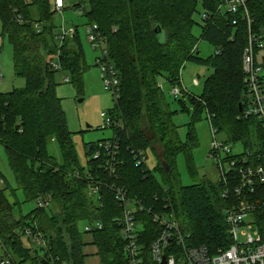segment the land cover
I'll return each instance as SVG.
<instances>
[{
	"label": "trees",
	"instance_id": "1",
	"mask_svg": "<svg viewBox=\"0 0 264 264\" xmlns=\"http://www.w3.org/2000/svg\"><path fill=\"white\" fill-rule=\"evenodd\" d=\"M81 5L85 9L81 16L99 26L119 79L118 97L106 112L113 135L85 146V167L76 158L55 94L56 72L71 73L80 83L86 70L77 33L56 45L50 0H0L2 33L13 47V71L25 79L22 88L0 91V144L25 200L50 196L48 206H36L26 216L16 217V188L5 182L0 186V261L8 256L11 264L27 260L42 264L38 259L43 257L51 264H85L88 257L97 255L99 264H129L120 225L114 221L122 210L110 190L112 184L124 187L129 196L140 199L152 211L173 212L192 231L195 245H205L211 251L226 247L220 184L203 179L182 185L176 157L182 155L193 172L194 123L203 113L217 133L241 147H249L254 133H260L256 121L239 117L238 109L244 91L246 20L242 14L226 12L225 7L219 9L223 0H78L73 9ZM246 5L252 17L251 32L264 43V0H246ZM196 11H201V21L195 19ZM195 25L199 26L198 35ZM199 40L213 44L214 52L200 56ZM256 59L264 66V47L257 49ZM51 60L57 61L60 69H54ZM187 61L212 71L200 94L189 96L193 112L182 141L173 122L176 109L171 108L160 84L178 85ZM174 98L181 110L189 113L183 96ZM106 140L118 145L115 175L104 170V154L92 157L97 143ZM50 142L58 143L61 160L49 154ZM146 147L154 151L167 187L144 162L136 163L138 153ZM89 176L100 182L99 200L88 194ZM141 217L145 224L140 233L148 244L159 228L148 214ZM81 222L91 226L101 222L102 227L86 231ZM27 228L43 235L46 246L38 247L42 256L40 249L32 251L23 245Z\"/></svg>",
	"mask_w": 264,
	"mask_h": 264
},
{
	"label": "built area",
	"instance_id": "2",
	"mask_svg": "<svg viewBox=\"0 0 264 264\" xmlns=\"http://www.w3.org/2000/svg\"><path fill=\"white\" fill-rule=\"evenodd\" d=\"M68 1L50 0V10L62 17ZM221 7H225L226 12L233 15L242 14L247 23V45L242 54L244 91L239 117L253 119L260 128V133H254L251 138L249 147H242L241 151H237L234 150V143L218 138L216 127L211 124L209 116L207 117L212 134L209 156L216 160V181L220 184V196L225 202L222 213L227 224L228 245L215 251L205 245H195L192 231L187 229L173 212L152 211V208L147 207L140 199L129 196L124 187L112 184L110 190L122 210L121 215L114 218V221L120 225L124 253L129 264H162L163 260L165 264H264V66L256 59V51L263 48L264 43L260 36L251 32L252 17L246 0H223V5L218 8ZM77 9H80V14L85 10L82 5ZM17 21L22 22L20 16ZM232 23L236 24L237 19L234 18ZM85 25L88 41L93 47H99L101 50L95 63L102 71L101 78L105 89L112 92L115 100L119 94V79L117 69L110 60L104 36L97 23L88 22ZM53 31L55 40L58 39L62 44L76 35L77 28L68 27L65 23L56 25ZM50 64L54 69H60L57 61L51 60ZM2 79L0 68V82ZM63 80L67 82L69 77L65 76ZM178 82L180 88L179 83L172 87L175 96L187 92L181 85L180 77ZM194 82L197 84L198 80L195 79ZM160 87L162 88V84ZM106 112H101V116L105 118L104 126L111 123ZM97 147L92 157L100 158L104 154V170L110 175H115L118 155L116 141H101L97 143ZM138 155L136 163H145L143 151ZM89 179L88 194L97 196L99 200L100 182H94L90 176ZM35 201L36 206L46 207L50 204V196H40ZM100 205L102 206V203ZM141 214H148L159 228L148 244H145L143 234L140 233L145 224ZM101 227V222H96L93 226L86 224L84 229L91 231ZM24 237L31 239L39 247L46 246L40 232L27 228L24 230ZM0 264H11V258L4 257Z\"/></svg>",
	"mask_w": 264,
	"mask_h": 264
},
{
	"label": "rangeland",
	"instance_id": "3",
	"mask_svg": "<svg viewBox=\"0 0 264 264\" xmlns=\"http://www.w3.org/2000/svg\"><path fill=\"white\" fill-rule=\"evenodd\" d=\"M78 0H69L66 8L62 12V17L58 13L52 17V22L56 25L65 24L68 27L77 28V36L81 43L82 51L84 54V61L86 70L83 73L80 83L73 80L71 73L58 71L55 73L56 86L55 94L59 98L61 109L64 112L67 128L69 129L71 143L73 145L76 158L81 166L85 167L88 155L85 154V146L91 142H97L102 139H109L112 137V129L104 126L105 118L101 116V112H106L114 107V96L110 90L105 89L103 80L101 78L102 71L95 63L97 56L101 54L99 47H93L87 39L86 25L87 20L81 16L80 9L74 10L72 5ZM225 9H223L224 11ZM201 11H196L194 17L197 21H201ZM194 31L199 34V26H194ZM71 38V37H70ZM56 45H60L58 39L55 40ZM200 56L206 57L214 52V45L204 41H198ZM0 68L3 79L0 82V91H9L13 88H22L25 86V79L16 76L13 71V47L6 35H3L0 21ZM211 69L205 66L196 65L193 62L187 61L184 68L180 71L181 85L187 92H182L178 96L186 101L188 111L181 110L180 104L174 98L175 94L172 92V87L166 82H162V91L172 109H176L173 114V122L177 127L178 133L182 141L185 140L187 131V124L191 120L193 112L192 105L189 102L190 95H199L202 90L203 81ZM69 76L70 80L65 82L63 79ZM197 79L196 84L194 80ZM179 83V88L180 82ZM177 86V87H178ZM81 100V101H79ZM194 130L197 136V145L192 150L193 154V172H189L186 167L182 155L176 157V171L179 174L180 183L182 185H190L203 179L215 181L218 178L216 170L215 158L209 156V145L212 138L210 132V123L203 113L198 121L194 123ZM218 138H224L222 132L218 133ZM257 141V137L255 138ZM49 154L55 157L56 160H61V151L58 143L50 142L47 145ZM234 150L241 151V145L234 144ZM143 156L146 166L150 169L156 180L162 185L167 187L163 174L158 170V159L154 151L150 147L143 150ZM16 188L15 198L16 202L13 208V213L16 217L23 215L26 216L32 209L36 207L35 200H25L21 190L17 188L13 174L7 164L5 151L0 144V186L5 185ZM8 199L12 202L11 196L6 194ZM81 222V226H85ZM184 225V224H183ZM185 226V225H184ZM183 226V228H184ZM22 243L25 247L34 250H39V246L22 237ZM37 252V251H36ZM42 251H39V256H42ZM41 259V258H40ZM38 259V260H40ZM18 264H38L33 260H27ZM85 264H99L97 255L90 256L86 259Z\"/></svg>",
	"mask_w": 264,
	"mask_h": 264
},
{
	"label": "water",
	"instance_id": "4",
	"mask_svg": "<svg viewBox=\"0 0 264 264\" xmlns=\"http://www.w3.org/2000/svg\"><path fill=\"white\" fill-rule=\"evenodd\" d=\"M79 101H81V100H79ZM238 109H239V111H241V109H242L241 103L238 104ZM164 167H165L166 170L169 169V165L167 163H164ZM40 250L42 251V248ZM40 263H42V264H51L48 261H46L43 257L40 259ZM162 264H165L164 260H163Z\"/></svg>",
	"mask_w": 264,
	"mask_h": 264
}]
</instances>
